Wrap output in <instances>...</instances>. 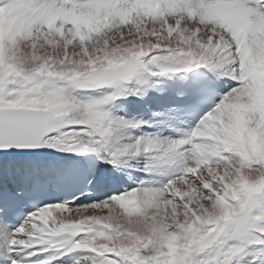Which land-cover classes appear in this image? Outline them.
Segmentation results:
<instances>
[{"label":"snow or ice","instance_id":"6c2138e0","mask_svg":"<svg viewBox=\"0 0 264 264\" xmlns=\"http://www.w3.org/2000/svg\"><path fill=\"white\" fill-rule=\"evenodd\" d=\"M0 264H264V0H0Z\"/></svg>","mask_w":264,"mask_h":264}]
</instances>
